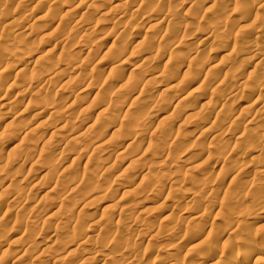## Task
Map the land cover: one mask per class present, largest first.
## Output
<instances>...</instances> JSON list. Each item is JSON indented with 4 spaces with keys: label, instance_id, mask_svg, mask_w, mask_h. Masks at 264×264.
Segmentation results:
<instances>
[{
    "label": "rangeland",
    "instance_id": "374dc122",
    "mask_svg": "<svg viewBox=\"0 0 264 264\" xmlns=\"http://www.w3.org/2000/svg\"><path fill=\"white\" fill-rule=\"evenodd\" d=\"M13 1L14 0L11 1L0 0V8L1 9L4 8V10L0 9V14L2 15L3 18L1 16L0 17L2 19L9 18L6 21L4 20L5 21L3 23L4 25L2 24L0 26V53L2 52V54H0L1 55L0 80L3 79L6 82L8 81L7 82L8 84L11 82L16 85L18 79L21 78V76H25L23 78L25 79L28 78L30 75L32 76V74L33 75L39 74L42 71V68H43L42 72H44L45 74L47 73L46 75L49 74L48 73L49 71L50 73H52L53 71L56 70L60 72V74L61 72L62 74H66L69 71L67 70V62L70 61L68 60L70 59L69 57H72L71 58L72 60L74 59L78 61L80 65L78 64L75 69L80 71L81 74L79 75L80 77H82L84 74L83 76L84 79L80 78L79 76H75L76 79L73 78V81H70V83H68L67 85L61 83L59 84V82L55 84L56 82L53 81L52 84L54 82L55 83L51 86L50 85L48 86L49 83L46 84L45 82L44 85H41L40 87L41 89H39L40 91L38 90L35 94H30L29 92H23L21 94L17 92L16 89L13 88V86H10V88L12 87L13 89L11 88L10 90V88H8L7 93L5 95H0V104H1L0 129H2L0 130V151L3 152L6 151V153L8 154L6 155L7 157L6 156L2 157L3 161L1 160L0 157V160L2 161V162L0 161V165L3 166V168L0 169V182L4 181L3 183L2 182L0 183L1 185L3 184L0 189V193L4 192L2 193L3 195L0 194L1 195L0 203L2 206V207L0 206L1 207L0 208V217H1L0 248L2 249L4 246H6V244L7 245L10 244L11 246L18 245V247L22 249L20 250L19 255H17L18 257L17 260L18 259H22V260H18V262L17 261L15 262L16 260L15 258L12 260L6 259V261L0 260L3 261L2 264H15L21 261H23L21 262L22 264H115V263L138 264L140 258L144 262H146L145 264H194L199 262L201 263V261L203 262V264H211V263L232 264L241 257V254L243 255L245 252H247L250 249L256 250V253L258 252V249L259 250L261 249L262 251L259 252L262 253H259V255L257 256L258 258L257 260H254L253 262L250 261L249 264H264V232H263L264 229H262L264 228V220H261V218L264 217V204H263L264 203V157H263L264 156V124H263L264 123V91L262 93L263 96L258 95L260 89L264 90V55H261V57L258 59L257 58L254 59L252 63L248 64L247 66L246 65L241 66L240 64L239 66H237L238 62L235 60L237 59L236 57L238 56V54L242 52V50L248 49L250 46L253 47L257 46L261 49L259 54L264 53V30L261 28V22H263L264 20V0H233L232 2L233 3L235 2L233 6H231L232 5L231 1L230 2L228 1L229 4L228 6L226 2L227 0H222V2L223 1L226 2V3L223 2L224 5L223 6L221 5L222 4L220 2L221 0H216V2L214 0L212 4L208 5L209 6L208 8L211 9L212 13L213 12L215 13L217 10L221 11L220 6L224 8L228 6L226 8V11L228 10L229 12V14L227 13L225 15L226 12L224 11L223 16H221L222 14H220V12L219 13L216 12L218 14V16L216 15V17H215L216 13L214 15L210 14L211 11L209 9L207 10V12L208 11L210 12L206 13V11H204V14L201 13L203 12L202 9L201 10L196 9L198 8L196 5L199 4L198 2L199 0H191L190 5L188 4L185 6L186 8L183 5V9L181 8L182 11H179L181 10L179 7L180 4L176 5L178 6L177 8L176 7L173 8V6L175 5L172 6V4L174 3L171 0H160V1L137 0L135 4L136 6H133V10L134 9L135 10L134 11L132 10L133 13L130 14L132 16L129 15V17L131 18L120 23V27H118L119 28L118 30H123L125 25V27H127L128 29L127 30L128 33L125 30V34H124L125 36L123 35L124 37L122 38H117L118 37L117 34L113 33L114 30L112 31L111 28L112 26L110 25L112 21H110L111 20L110 18L114 16V14H116L115 12L118 9L116 8V6L119 7L121 3L122 6L125 3V0H111V1L87 0V2L85 0L84 4L86 3L85 4L86 6H83L84 5L83 4L80 7H77L78 2L76 0H74L73 2L72 1L68 2L69 4L64 2L65 0H56L55 2L51 1V3L49 2V3H41V4L39 3L41 2L39 0H31L32 3H30V5L33 8L27 7L28 9L25 8L24 11H22L23 10L21 8L22 6L18 5L16 0L14 2ZM107 1L108 3H106ZM193 1L195 4L192 3ZM37 2L38 5L36 6ZM140 3L144 6H148L149 10L154 11L156 9L157 11L155 10V12L153 11L151 12L153 14L150 13L151 16L153 17L154 15V17L156 18L160 16L164 18V20L166 18L165 20L166 25L168 24V26L170 25L171 27L162 26L159 29H153L154 31L152 29H149L147 25L148 20H146L147 18L139 17L140 11L136 9L138 5H141ZM146 3L148 4L146 5ZM170 3L172 4L170 5ZM253 3L254 5L256 4L255 5L256 10L254 9V14H255L254 18L249 19L250 22L247 20L249 23L244 21L243 25L240 24L239 27H236L234 22L238 21L241 18V16H239L240 14L237 15V13L242 12L243 8H245L246 5H250ZM192 4L195 5V7L192 6L194 7V9L193 8L192 9L195 12V15L193 14L194 12L191 9ZM74 5L76 6V8ZM240 5L243 8H241ZM34 6L36 7V9ZM97 6L107 9V11L109 9L110 10L106 15L98 18V16L96 15L94 16V14L92 15L93 9H95ZM157 6L159 7V9ZM169 6L172 7L173 10L172 8L169 9L170 8ZM187 6H189V8ZM210 6L212 8H210ZM216 6H217V10H216ZM8 8L12 9L10 16H9L10 12L8 11ZM13 8L15 10L17 9V12L14 11ZM53 8L56 9L58 12L63 11L66 12L65 14L67 15L69 14V15L68 16L66 15L67 18L65 16L64 19L60 20L61 22L55 21L54 24L55 25L59 24V25H58V29L54 30L53 36L51 35L52 36L51 37L50 35L49 36L45 35V33L48 34V31L41 32L40 29L42 25V20H45L47 17L46 12H48L49 9L51 11ZM19 9L21 12H18ZM5 10L7 11L8 14L3 12ZM189 10L192 12H190ZM164 11L165 12L167 11V14H165ZM173 11L174 12L176 11L175 14L177 13L178 14L175 15ZM233 11H236V14ZM135 12L137 13L135 14ZM170 13L172 15V18ZM162 14L164 17L162 16ZM43 16H45V18H43ZM69 16H71L72 21L81 18L82 19L86 18L85 20L88 19L87 24L92 27V28L90 27L91 28L90 31L92 32V34L89 35V39L88 41H86V45H85L86 48L83 45L82 46L84 48L81 47V44H79L80 42L84 43L83 42L84 39L81 38L83 37L84 32H82L80 29H76L74 26L72 27V25L67 22ZM89 16H93V18L91 17V19H89L90 18ZM168 16L169 18H167ZM220 17L223 18L220 19ZM234 17H235V21L232 20V22L234 23L233 24L230 19H234ZM236 18L238 19L236 20ZM97 20H99L100 23ZM167 20L171 21V22L168 21L170 24L167 22ZM8 21L14 24L18 22L17 23L18 25L16 27L12 26L9 28L8 26H6L7 24L6 22ZM63 21L65 22L64 24ZM222 21L224 22V25ZM220 23L222 24V26ZM172 24L175 25L173 26ZM186 24L188 27L186 26ZM121 25L123 26L122 28ZM2 26H5V28H2ZM23 26L26 28H24ZM232 26H235V29L231 31V29L234 28ZM251 26L254 27L252 28ZM228 27L231 28L229 29ZM240 27L242 28V30L246 28L245 29L246 31L245 30L242 31ZM258 27L261 28L260 30L262 31H260ZM166 28L167 30H165ZM18 30L21 31V33L26 32L25 34H23L22 41L21 38L20 39L18 37L14 38V36H16L15 32H18ZM23 30L24 32H22ZM229 30L231 32H229ZM165 32L166 33L169 32V33L166 35L164 34L163 36V33ZM172 33L173 35L175 33L174 37L176 36L177 37L174 38ZM58 34L62 36V37L60 36L61 38H65V36H67L69 38L68 44L70 45L71 43V45L70 46L67 45V47L57 45L55 43L56 42L55 40L56 39L59 40L60 37ZM99 34L100 36L106 35L108 37L107 39L106 38L100 39L98 38L100 37ZM156 35H159L157 36L159 40L156 37ZM205 35H207L206 42L204 41L202 44L199 43L201 42V39H203L204 38L203 36ZM41 36H43L44 38ZM56 36L59 38H57ZM113 37H115L116 40ZM225 41L228 42V49L229 51H231L232 56L235 57V58L234 57L231 58L232 60L230 66L223 68L222 70L215 69L214 70L215 73L212 72L213 69L211 71L212 73L210 72V70H208V72H205L204 74L205 82L200 83L199 82L200 80H194V82L192 83L190 81L192 78L191 76H193V74L197 72V68L203 66V64L206 62H207L206 64L208 65L212 63L213 60H216L215 62L218 61L217 60L218 58L212 55L211 52H215L216 49L218 51L219 47ZM15 42H17V44ZM148 42H150V45ZM259 42L262 44H260ZM146 43L148 44V46L146 45ZM232 44L234 47L232 46ZM245 46H247L248 48ZM147 47H152V49L151 48L149 49ZM194 47L195 49L197 48L198 51L197 50L194 51ZM11 49H13V51L21 50L20 51L21 55L19 54V56L15 58L16 60L13 62L14 64L10 63L11 64L10 65L7 62L2 61V57H3V52L4 54H6L7 52L12 51ZM88 49L91 50V53L89 52L90 50ZM146 49L147 50L149 49L150 51L149 50L147 51ZM143 50L146 51L145 53L147 52L148 53L145 54L144 52H142ZM156 50L157 52L162 54V57L159 59H158L159 55L155 53ZM188 50L191 51V53L196 52L195 55L196 56L199 55L198 59L195 56H193L195 59L191 57L189 59L190 61L188 60L184 62L185 65L183 64L184 66L181 69V73L173 74L174 69L172 66L173 65L172 58L176 56L178 57V55L181 54L183 55L184 53L188 52ZM100 53L102 55H100ZM93 54L94 55L96 54L95 57ZM85 56H88L87 58L89 61V65L88 63L84 62L83 57ZM145 57H150L151 59L149 58L150 60L144 61L143 59ZM177 57L174 59V62L177 59ZM112 58L117 60L119 63L116 62V64H114L113 62L112 64L113 66L111 67L108 64L105 65L107 61L109 62ZM98 59H100V61H98ZM82 60L83 62H81ZM258 60H260L259 62L261 64L258 62ZM96 61L97 63L98 62L100 63L97 64ZM4 62L7 63L6 66ZM234 62L237 64L235 65ZM255 62L256 64H254ZM257 62L259 64H257ZM254 65H257V67L256 66L254 67ZM106 67L112 69L111 71H109L110 74L106 75L108 69ZM44 69L48 71L45 72ZM101 69H105L104 71L105 75L103 74L104 78L105 77L110 78L107 80V83L109 81L108 86L113 80L117 78V76H119L120 73L126 74L130 70L134 72L133 75L136 77L139 76L138 74L141 75L143 73V75L146 74V76L154 75L155 77H157L156 78L157 80L152 79L151 81V79L148 78L149 80L146 81L147 83L144 82L142 84L143 86L140 85L138 86V88L137 87L134 88L135 90H132V87L130 85H125L124 83H123L124 85L118 88L114 87L115 85L113 84L112 87H110L112 88L110 89V91L107 85L106 86L99 85L98 87L93 88L94 80L92 78L95 76L97 70L99 71ZM40 74L43 75V73ZM179 74H183V75H179ZM88 76L90 78L87 84V82L85 83V81L87 80ZM207 76L212 80L211 79L208 80ZM132 80L131 82L133 83ZM222 80H224V82ZM153 81L156 82L158 81L157 83L159 85L156 82L154 83ZM208 81L211 84L208 83ZM15 85L14 87H16ZM59 85L62 87L61 89ZM53 86L54 87L56 86L55 87L56 89L55 88L53 89ZM125 86L128 87L130 86L129 88L131 89L128 88L126 89ZM42 87L43 89L46 87L45 88L46 90L44 89L42 91ZM67 87H71L73 91H75L73 92L74 95L72 94L70 98V101L73 103L72 105H70L71 107L68 106L67 107L68 109H66L67 111L66 113L69 115H67L65 112L62 111L60 112V114L62 113V115L60 116L59 112H57V115L56 113L54 114L56 115V117L53 115L54 117L51 118L52 119L51 122L53 123L54 121L56 122L57 120H59V122L60 121L68 122L71 119L69 121V125H70L69 129L72 130V133L75 130V133L79 132V135L82 134L81 136L76 137L75 140H67V135L68 133H70L68 132L69 130H67V132L66 130H61L52 133L51 130L49 131V128L48 129L46 128L49 127V125H46L45 123L40 124L41 122L34 123L35 121H32L30 119L31 116L30 112L36 106L41 107L42 104L43 106L48 105L50 99H52L51 102H54V104L55 103L58 104V99L65 93L64 89H66V91L68 90ZM47 88L48 90L49 89L52 90L48 91ZM156 88H159L158 90H160L159 91L160 93H158V95L152 99L146 98L147 94L152 93L153 92L152 89H156ZM102 90L103 91L105 90L103 93L105 94L106 92V96L107 94H109L107 96L108 98L101 93ZM230 91H238L239 94H236V96L235 94L230 96L231 95L229 94ZM25 93L27 95H25ZM94 95H96V98L93 101L92 98ZM100 95L106 97V99L103 98V100H105V102L107 100L108 105H106L107 103L105 104L103 103L102 109L99 110L102 112V110L105 108L102 113H100L99 111L92 110L91 113L88 114L89 116L85 120V123H83L84 117L81 116H84V113L82 114V112L81 113L78 112L77 106H80L82 101L83 103L85 101H86L85 103H87L88 101V103H90L91 105L95 104L96 101L98 104L100 102V99L97 98L102 97ZM228 95L229 98L226 99ZM14 97L16 98L14 99ZM48 97L50 99H48ZM56 97L59 98L56 99ZM223 97L226 98L223 99ZM54 98L55 101H53ZM256 98L257 99L259 98L258 100L260 101L257 100L258 102L255 101L254 104L253 101L256 100ZM144 100L145 102L143 105L142 102ZM200 101L201 102L204 101L207 103V107L203 109L204 111H202V109L199 110L197 104H199ZM251 103H253V105ZM54 104L50 105V107L54 108V106L57 105ZM254 105L256 106L254 107ZM10 107L11 109H9ZM212 107H214L215 109L213 108L212 110H210ZM29 108L31 109L28 110ZM116 108L117 109L119 108V110L121 111V113H119L118 115L116 114L114 115L113 113V111H115ZM173 109L175 110V113L177 112L178 114L176 113L175 117L171 120H168V122L167 121L164 123L159 122V125H157V122L155 121L158 119V116L161 114V112H164L166 110L171 111ZM69 110L71 112L75 111V113L74 112L71 113ZM195 110H197L198 112H196ZM4 111L7 112L5 113ZM111 113H113V115ZM77 114H79V116H77ZM6 116L7 117L10 116V118L6 119ZM114 116L115 117L118 116V117L114 118ZM227 117L229 118L227 119ZM77 118L80 119L78 120ZM120 118L121 120L123 119L125 121L128 118L129 119L127 122L122 120L121 123ZM132 118L135 119V121L132 120ZM225 118L227 120H225ZM151 119H153V121H151ZM8 121L9 123L6 124L5 122ZM141 122L142 124H140ZM2 123L4 124L2 125ZM238 123L239 125H237ZM120 124H123L125 126L122 125L123 126L122 128L120 127L121 126ZM5 125H8L7 126L8 128ZM111 125L114 128L117 126L116 129L119 128L118 134L120 135L119 136L116 135L114 138L115 140L109 139L107 141V142L111 141L113 144L111 142L109 144L106 143V145L105 143L104 144L102 143L101 146L102 148L99 147L100 149L98 151L95 150L96 151L95 152L93 148L95 147L96 140L94 139L93 141V138H96L97 136L96 133L100 134V129L103 130L102 126L109 127ZM35 126L38 129L35 128ZM172 126H174V128ZM20 127L21 128L26 127L24 128L26 130L28 128L27 131L28 135H26L27 133L24 134L23 138L22 135L19 132H17V130H19ZM10 128L13 129L16 128V129L13 130ZM163 129H166L165 133H163ZM15 130H16L15 133L18 134V137L16 138L17 141L16 142L14 141L13 143H9L8 145H6L5 142H7L8 137L12 136L13 134L12 132H14ZM46 130H48L49 132L47 131L48 132L47 133ZM120 130H122L123 133ZM202 130L205 131L203 132ZM169 131L172 134H168ZM50 132L52 133V135ZM94 132L96 135H94ZM254 132L256 134H258L259 132V137L256 138L254 136L255 135ZM6 133L7 135H5ZM9 133L10 135L8 136ZM41 133H43L45 136L43 135L44 138H42V144H43V146L41 145L42 149L39 150L38 148H41V146H38L37 148L34 147L36 146L38 139L40 138L39 137L40 135L38 136V134ZM5 136H8L7 138H5L6 141L4 139ZM124 136L132 137L131 139H133V142L131 143V145L129 144L130 147L129 146L123 147L124 145L122 146L120 144V140H122ZM37 137L38 139H36ZM46 137L48 138V140ZM19 138L23 139L22 143L19 141L20 140ZM25 138L27 139V141ZM61 139L64 141H62ZM24 140L26 142L30 140V142L32 141V143L30 144H28L29 142L25 143ZM35 140H37V142ZM43 140H46L47 143H45V141ZM103 140H102L103 142H106L107 138ZM34 141L36 142L35 144ZM117 142L119 146L118 144H116ZM17 143H19L18 144L19 146L17 145ZM55 143H60L59 146L61 145L64 146L65 144L64 146L65 150H63V153H60V150L54 147L56 145ZM188 143L190 145H188ZM32 144H34L35 146L34 145L32 146ZM110 144L112 145L110 146ZM114 144L117 145V147ZM14 145L18 147L15 146L16 149H14L13 147ZM27 145L32 147L28 148ZM51 145L53 146V148L51 147ZM22 146H23V150L24 149L26 150L28 148L26 152L32 150L36 152L37 157L39 156L38 159L36 160L32 159V161L30 162L27 161L26 159H23L24 158L23 154H25V151L24 152L20 151L22 150L21 148ZM134 146L137 147L135 148ZM66 147H68V150ZM81 149L82 151L80 152L79 150ZM17 150L19 152H17ZM45 150H47L48 154L46 153ZM44 151L47 155L44 153ZM17 153L20 154L21 157ZM15 155L19 156V159L21 158L20 159L21 161H18L19 159ZM14 156L16 157L17 160L13 158ZM41 158L47 161V164L50 165H47L45 161L44 164L46 166L42 164L43 160ZM44 158L47 159L49 158V159L47 160ZM22 160H24V162H22ZM12 161H14L15 162L14 164L16 165H14ZM7 162H9L11 167ZM239 162L242 164H240ZM20 164L22 166H20ZM237 165L242 169L237 168ZM52 168H54V170ZM86 170L87 171L89 170L90 172L89 171L86 172ZM81 172L82 173L86 172L87 175L83 173L84 176H82ZM68 173H69V177L67 178L68 180H70L71 177L73 179L74 175H77L76 177H74L75 180H80L81 178H83L85 180L86 186L91 184L90 187L87 186L86 189L88 190L85 189H84L85 191L83 190L82 198H80L81 201L79 198H77L78 203L76 202V198H74L75 196L74 195L72 196V194L69 195L70 197L68 196V198L70 199L66 197L67 201H65L66 199L64 200L63 199L64 197H61L60 195L61 194L60 190L64 186H67L68 184L67 182H69L67 179H65L68 176ZM11 174L14 176L15 180L11 178L12 177ZM94 175H96V178ZM4 177L6 178L4 179ZM7 177L10 178L11 180L10 179L7 180ZM86 177H89L90 180L91 178L94 177V182H97V184L92 185L93 182L89 183L90 180H88ZM86 179L88 182L86 181ZM12 180H14L18 184H15V182ZM55 181H57L61 185V187ZM239 182L241 185L239 184ZM11 183L14 184V185L12 184L13 187L17 186L18 191L16 188H11L12 187ZM8 185L10 190L16 189V191L11 190L12 191L11 192L10 190L8 191L6 190L7 191L6 192L3 187H8ZM57 185H59V188ZM99 186L101 187V190ZM252 187L254 188V190ZM2 188L4 189V191L1 192ZM90 190H92L93 194L92 192L90 193ZM95 190L98 192H96ZM86 191H88L89 193ZM15 192H17L19 197H21L18 198L17 202L18 201L19 202L17 204L10 203L11 201L9 196L12 193L17 194ZM259 194L262 196H260ZM155 195H158L159 197L154 199ZM2 196L3 198L5 197L3 199V201L5 200L4 204L3 202H1ZM71 198H73L74 200ZM157 199L158 201H156ZM152 200L155 202L153 203V205L155 204L153 206L154 208L149 207L148 202ZM8 201L10 204L7 203ZM67 203H69L70 205H67ZM71 204H73L74 206L73 205L71 206ZM4 205L6 206L4 207ZM32 205H33V209H32ZM60 205H64L65 208ZM42 207H43V211L39 213V211L42 210ZM147 207L151 209H147ZM34 210L36 211L33 212ZM147 210H149V212ZM5 211L9 213L5 214L6 213ZM54 212L56 213L55 214L56 218L58 215H59L58 218L59 217L62 218L63 216L64 222L68 223V224L66 223V226L65 224H63V222L61 226L59 225L60 228L63 229L62 232L58 226L60 222H58V220L55 221V218L52 219L48 217L50 213H54ZM66 212H68L69 214L67 215ZM70 212H72L71 216H70ZM83 212H85L86 214L84 216L85 219H83L85 222H83L84 224L82 223V226L83 229L85 228L84 230H86L84 231L86 233V236H88L91 241L87 244L84 243L83 245L78 246L79 240H80L79 244H81L83 238L81 235V230H79L80 233L77 232L76 230H74L72 233L71 231L72 226L70 224L73 222L74 219L80 217ZM16 213L17 216L20 215L21 218L19 219L18 217L16 218ZM38 213L39 216L41 214V217L38 216ZM34 214L37 217L34 216ZM103 215L104 216L110 215L111 221L105 222L106 221L105 219H101V216ZM24 218H26V220H24ZM33 218H35L36 221L32 223ZM42 218L45 219L41 220ZM28 219L29 220L31 219L30 220L31 222ZM38 219L40 220V222H38L39 221ZM20 221L22 226L17 224ZM229 224L231 225V227L229 226ZM227 225L229 228L226 227ZM26 227H28L27 228L28 230H26ZM197 227H200V229L203 231L201 233H198ZM57 229L60 231L58 232ZM66 230H68L69 232ZM24 231L27 232L25 233ZM30 231L32 232L30 233ZM33 232L40 236L41 235L46 236L47 238H50L52 240L57 239L58 241H61V243H63L64 247L68 246L69 250L71 249L73 250L76 244L79 248H76L74 250V252L71 254V257L67 255L66 252L67 250H65L68 247L64 248L62 251L60 247L56 246V244H53V246L52 244L48 245L47 248L46 247L44 248L46 250L45 252L39 253V250L41 251L44 249L41 248L40 246L37 247L36 246L37 244L31 245V243L34 244L37 243L36 239H34L35 234ZM196 232L197 234H195ZM22 233H23V237H22ZM20 235L21 237H19ZM28 235L30 237L31 236L34 237L32 242L30 240L32 239V237L29 239ZM70 236L71 237L73 236L74 238H72V242L67 244L66 242L67 240L68 242L71 241ZM16 238L18 239L17 242H20L21 244L19 243L16 244L17 243ZM21 238H22L21 241L23 243L19 241ZM68 238H70V240ZM13 240H14V244H13ZM93 241L94 242L99 241V243L96 244L97 245L99 244L100 247L104 246L100 252L101 254H96V255L94 254L93 246L96 244H93L94 243ZM192 244L193 245L199 244L201 247L200 250H193L192 247L190 249V246ZM27 245H31L32 247L30 248H33V250L27 248L28 247ZM51 247H54L53 250L51 249ZM206 247L209 249L210 248L215 249V253L213 254L212 257H210L211 259L210 258L208 259V261L206 259L207 255L205 254H207L206 251H208L209 249L206 250L207 249ZM24 248H25V252H24ZM189 249L191 250L189 251L190 253L188 252ZM28 250H30V252ZM203 251L205 252V254ZM21 253L23 254V256ZM238 253L239 256L237 255ZM20 255L22 257L19 258ZM57 255L62 256L63 257L62 260H60ZM201 255L204 257L202 258ZM259 257L261 258L259 259ZM212 258L214 260H212Z\"/></svg>",
    "mask_w": 264,
    "mask_h": 264
},
{
    "label": "bare ground",
    "instance_id": "6f19581e",
    "mask_svg": "<svg viewBox=\"0 0 264 264\" xmlns=\"http://www.w3.org/2000/svg\"><path fill=\"white\" fill-rule=\"evenodd\" d=\"M11 1V0H10ZM15 1V0H14ZM13 1V2H14ZM39 1H41V2H39ZM38 2L41 4V3H51V1H53V2H55L56 0H39ZM73 2L74 0H65L64 2H66V3H68V2ZM78 3H77V7H80L81 5H83L84 4V2H85V0H76ZM106 1V0H105ZM111 1V0H110ZM155 1V0H154ZM158 1H160V0H158ZM174 4H172V3H170V5L172 4V6L173 5H175V6H173V8L174 7H178V6H176L177 4L179 5V7H180V9L182 8L183 9V5H184V7L186 6V5H190V2H191V0H171ZM170 1V2H171ZM228 1L230 2L231 1V3H232V5L231 6H233V4L235 3H233L232 1L233 0H227L226 2H227V4H228ZM16 2H17V4L18 5H21L20 7L23 9L22 11H24V9L26 8V9H28L29 7L30 8H33L31 5H30V3H32L31 2V0H16ZM34 2V1H33ZM38 2H37V4H36V6L38 5ZM52 2V3H53ZM59 2V1H58ZM86 2H87V0H86ZM136 2H137V0H125V3L121 6V4H120V6L119 7H117L116 6V8H118L117 10H116V14H114V16H112L110 19V21H112L111 22V28H112V31L114 30V32L113 33H116L117 34V38H122V37H124L125 35V30H126V32L128 33V29H127V27H125V25H124V29L123 30H118L119 28L118 27H120V23H122L123 21H125V20H127V19H130L131 17H129V15L131 14V13H133L132 12V10H133V6H136L135 4H136ZM199 2V4H197L196 6L198 7V8H196V9H199V10H203V12H201V13H203L204 14V11H206V13H208V12H210L211 11V9H209L208 7V5H210V4H212L213 2H214V0H199L198 1ZM215 2H216V0H215ZM219 2V1H218ZM221 3V5H223V2H225V1H223L222 2V0L220 1ZM225 2V3H226ZM238 2V1H237ZM241 2V1H240ZM60 3V2H59ZM106 3H108V1L106 2ZM149 3V2H148ZM148 3H146V5L148 4ZM154 3V2H153ZM159 3V2H158ZM192 3H194V1L192 2ZM224 3V4H225ZM245 3V2H244ZM16 4V3H15ZM61 4V3H60ZM59 4V5H60ZM69 4V3H68ZM73 4V3H72ZM86 4V3H85ZM83 5V6H86V5ZM91 4V3H90ZM89 4V5H90ZM141 4V3H140ZM195 4V3H194ZM17 5V6H18ZM76 5V4H75ZM74 5V6H75ZM102 5V4H101ZM116 5V4H115ZM114 5V6H115ZM155 5V4H154ZM153 5V6H154ZM199 5V6H198ZM216 5H218V4H216ZM226 5V4H225ZM242 5V4H241ZM240 5V6H241ZM256 5V4H255ZM255 5H254V3L253 4H250V5H246V7L245 8H243L242 6H241V8H243V11H242V9H241V11L242 12H239V13H237V15L238 14H240L239 16H241V18L238 20V21H236V22H234L235 23V26L236 27H239V25L240 24H242L243 25V23H244V21H246V22H248L249 21V19H252V18H254V9H255ZM10 6V5H9ZM14 6V5H13ZM61 6V5H60ZM73 6V5H72ZM160 6V5H159ZM192 6H194L195 7V5H191V9L193 8L194 9V7H192ZM220 6V5H219ZM219 6H218V8H219ZM224 6V5H223ZM228 6H229V4H228ZM228 6H226V8L228 7ZM259 6V5H258ZM15 7V6H14ZM20 7H18V8H20ZM28 7V8H27ZM35 7V6H34ZM66 7V6H65ZM88 7V6H87ZM91 7V6H90ZM106 7V6H105ZM158 7V6H157ZM170 7V6H169ZM188 8H189V6H187ZM221 8V11L219 10H217V6H216V12H220V14H222L221 16H223L224 14V11L226 12L225 13V15L228 13L229 14V12H228V10L226 11V8H224V7H222V6H220ZM71 8V7H70ZM75 8H76V6H75ZM172 7H170L169 9H171ZM173 8H172V10H173ZM186 8V7H185ZM210 8H212L211 6H210ZM233 8V7H232ZM1 9V8H0ZM14 9V8H13ZM35 9H36V7H35ZM78 9V8H77ZM80 9H82V8H80ZM115 9V8H114ZM137 10H139L140 11V14H139V17H142V18H147L146 20H148L147 21V25H148V28L149 29H159V28H161L162 26H168V24L166 25V22H165V20H166V18H165V20H164V18H162V17H160V18H162V19H160L159 17H154V15H153V17L151 16V14H153V13H151L153 10H149V8H148V6H144V5H138L137 6V8H136ZM158 9H159V7H158ZM179 9V8H178ZM182 9L181 10H179V11H182ZM190 9V10H191ZM193 9H192V11H193ZM210 10V11H208L207 12V10ZM229 9V8H228ZM1 10H4V8L3 9H1ZM7 10V9H6ZM3 11L4 13H7V11ZM39 10V9H38ZM48 10V9H47ZM46 10V11H47ZM110 10V9H109ZM108 10V11H109ZM113 10V9H112ZM135 10V9H134ZM133 10V11H134ZM156 10V9H155ZM155 10L153 11V12H155ZM161 10V9H160ZM175 10V9H174ZM187 10V9H186ZM189 10V11H190ZM230 10V9H229ZM234 10V9H233ZM256 10V9H255ZM8 11L10 12V14H9V16L11 15V11H12V9H10V8H8ZM14 11H16L17 12V9L15 10L14 9ZM27 11V10H26ZM49 11H50V9H49ZM46 12L47 13V17H46V19L45 20H42V25H41V29H40V31L41 32H45V31H48V34L47 33H45V35L47 36H53V33H54V30L55 29H58V25H55L54 23H55V21L57 22V21H60V20H62V19H64L65 18V16L67 15V14H65L66 12H63V11H61V12H58L56 9H52L50 12ZM75 11H77V10H75ZM79 11V10H78ZM108 11H107V9H105V8H102V7H96L95 9H93V13H92V15L94 14V16L96 15V16H98V18L99 17H103L104 15H106L107 13H108ZM157 11V10H156ZM159 11V10H158ZM177 11V10H176ZM176 11L174 12L173 11V13L175 14L176 13ZM188 11V12H189ZM192 11H190V12H192ZM18 12H21L20 11V9H19V11ZM162 12V11H161ZM160 12V13H161ZM165 12V11H164ZM185 12V11H184ZM194 12V11H193ZM198 12V11H197ZM215 12V13H216ZM233 12H235V14H236V11H233ZM237 12H238V10H237ZM2 13V12H1ZM88 13V12H87ZM137 12H135V14H136ZM151 13V14H150ZM172 13V14H173ZM200 13V14H201ZM214 12L212 13V11H211V13L210 14H215ZM8 14V13H7ZM112 14V13H111ZM165 14H167V11L165 12ZM173 14V15H174ZM178 14V13H177ZM177 14H175V15H177ZM191 14V13H190ZM189 14V15H190ZM194 15H195V12L193 13ZM209 14V15H210ZM231 14V13H230ZM69 15V14H68ZM67 15V16H68ZM91 15V14H90ZM170 15H171V13H170ZM198 15V14H197ZM216 15L218 16V14L216 13L215 14V17H216ZM0 16L2 17V15L0 14ZM4 16H5V14H4ZM67 16H66V18H67ZM130 16H132V15H130ZM156 16V15H155ZM162 16H163V14H162ZM191 16V15H190ZM202 16V15H201ZM0 17V26L7 20V19H9V18H6V19H2ZM83 17V16H82ZM90 18L89 19H91V17L93 18V16H89ZM164 17V16H163ZM166 17V16H165ZM228 17H229V15H228ZM227 17V18H228ZM236 17V16H235ZM235 17H234V19H230L231 20V22H232V20H234L235 21ZM11 18V17H10ZM43 18H45V16H43ZM85 18V17H84ZM167 18H169V16L167 17ZM171 18H172V15H171ZM223 18V17H222ZM221 17H220V19H222ZM16 19H18V18H16ZM86 19V18H85ZM85 19H76V20H73L72 21V18H71V16H69V18H68V21L67 20H65V21H67L68 23H70L71 25H72V27L74 26L76 29H80L82 32H84L83 33V37H81V38H83L84 40H83V42L84 43H79V44H81V47H83V46H85L86 45V41H88V39H89V35H91L92 34V32L90 31V29L92 28L90 25H88L87 23H88V19L87 20H85ZM136 19V18H135ZM238 18H236V20H237ZM5 20V21H4ZM96 20V19H95ZM138 20V19H137ZM223 20H225V19H223ZM230 20H228V21H230ZM248 20V21H247ZM91 21V20H90ZM98 22H99V20H97ZM96 21V22H97ZM169 20H167V22H168ZM221 21V20H220ZM219 21V22H220ZM14 22H15V20H14ZM61 22V21H60ZM66 22V23H67ZM97 22V23H98ZM169 22H171V21H169ZM168 22V23H169ZM177 22V21H176ZM223 22V21H222ZM230 22V23H231ZM250 22V21H249ZM248 22V23H249ZM7 23V24H6ZM5 24H6V26H8L9 28L10 27H12V26H14V27H16L18 24V22H16L15 24L14 23H12V22H10V21H8V22H6ZM20 23V22H19ZM59 23V22H58ZM65 22L63 21V24H64ZM100 23V22H99ZM229 23V24H230ZM233 23V22H232ZM233 23V24H234ZM91 24V23H90ZM96 24V23H95ZM170 24V23H169ZM177 24V23H176ZM221 24V23H220ZM228 24V23H227ZM226 24V25H227ZM232 24V25H233ZM247 24V23H246ZM245 24V25H246ZM4 25V24H3ZM25 25V24H24ZM66 25V24H65ZM64 25V26H65ZM97 25V24H96ZM100 25V24H99ZM173 25V24H172ZM175 25V24H174ZM173 25V26H174ZM223 25H224V22H223ZM225 25V26H226ZM248 25V24H247ZM67 26V25H66ZM170 26V25H169ZM168 26V27H169ZM172 26V27H173ZM186 26H187V24H186ZM221 26H222V24H221ZM229 26V25H228ZM235 26H232V27H234L233 29H231V31L232 30H234L235 29ZM259 26V25H258ZM24 27V26H23ZM91 27V28H90ZM123 26L121 25V28H122ZM171 27V26H170ZM188 27V26H187ZM186 27V28H187ZM247 27V26H246ZM249 27V26H248ZM252 28L254 27V26H251ZM256 27H257V25H256ZM2 28H5V26H2ZM7 28V27H6ZM24 28H26V27H24ZM51 28H52V30H51ZM109 28V27H108ZM129 28V27H128ZM176 28V27H175ZM180 28V27H179ZM229 28V27H228ZM231 28V27H230ZM229 28V29H230ZM250 28V27H249ZM259 28V27H258ZM261 28L264 30V20H263V22H261ZM261 28H259V30L261 29ZM18 29H19V27H18ZM66 29H68V28H66ZM74 29V28H73ZM94 29V28H93ZM168 29H170V28H168ZM217 29V28H216ZM239 29V28H238ZM240 29L242 30V28L240 27ZM239 29V30H240ZM246 28H244L243 30H245ZM51 30V31H50ZM102 30V29H101ZM111 30V29H110ZM165 30H167V28L165 29ZM173 30V29H172ZM190 30V29H189ZM242 30V31H243ZM248 30V29H247ZM258 30V31H259ZM57 31V30H56ZM65 31V30H64ZM70 31V30H69ZM93 31V30H92ZM100 31V30H99ZM130 31V30H129ZM154 31V30H153ZM158 31V30H157ZM194 31V30H193ZM208 31V30H207ZM230 30H229V32H231ZM246 31V30H245ZM260 31H262V30H260ZM22 32H24V30L22 31ZM60 32V31H59ZM94 32V31H93ZM109 32V31H108ZM156 32V31H155ZM159 32H160V30H159ZM170 32V31H169ZM169 32H165V33H163V36H164V34L166 35V34H168ZM228 32V33H229ZM16 33V36H14V38L15 37H18L19 39L21 38V41H22V37H23V34H25V33H21V31H19L18 30V32H15ZM34 33V32H33ZM71 33V32H70ZM99 33V32H98ZM126 33V34H127ZM158 33V32H157ZM162 33V32H161ZM171 33V32H170ZM193 33V32H192ZM205 33V32H204ZM210 33V32H209ZM208 33V34H209ZM12 34H14V33H12ZM44 34V33H43ZM115 34V35H116ZM207 34V35H208ZM248 34V33H247ZM263 34V33H262ZM59 35V34H58ZM109 35H110V33H109ZM124 35V36H123ZM172 35H173V33H172ZM189 35V34H188ZM204 35V34H203ZM207 35H205V36H203L202 38L203 39H201V42H199V43H203L204 41L206 42V40H207ZM210 35V34H209ZM226 35V34H225ZM13 36H12V39H13ZM25 36V35H24ZM28 36V35H27ZM45 36V37H46ZM51 36V37H52ZM61 35H59V37H60ZM69 36V35H68ZM99 36H100V34H99ZM157 36H159V35H156V37ZM161 36V35H160ZM175 36V33H174V35H173V37ZM244 36V35H243ZM41 37H43V36H41ZM57 37V36H56ZM59 37H57V38H59ZM62 37V36H61ZM59 38V40H55L56 42V44L57 45H60V46H66L67 47V45H69L68 43H69V38L67 37V36H65V38ZM91 37V36H90ZM107 37L108 36H106V35H102V36H100V37H98V38H100V39H107ZM126 37H127V35H126ZM153 37V36H152ZM155 37V38H156ZM177 37V36H176ZM176 37H174V38H176ZM36 38V37H35ZM44 38V37H43ZM42 38V39H43ZM55 38V37H54ZM114 39H115V37H113ZM112 38V39H113ZM158 38V37H157ZM162 38H165V37H162ZM173 38V39H174ZM11 39V40H12ZM17 39V38H16ZM33 39H34V37H33ZM80 39V38H79ZM79 39H78V41H79ZM154 39V38H153ZM10 40V41H11ZM116 40V39H115ZM151 40V39H150ZM157 40V39H156ZM155 40V41H156ZM158 40H159V38H158ZM160 40H161V38H160ZM14 41H16V40H14ZM14 41H12V42H14ZM112 41H114V40H112ZM124 41V40H123ZM153 41V40H152ZM168 41V40H167ZM71 42V41H70ZM74 42V41H73ZM76 42V41H75ZM163 42V41H162ZM249 42V41H248ZM16 44H17V42H15ZM78 43V42H77ZM108 43V42H107ZM149 43V45H150V42H148ZM260 43V42H259ZM19 44V43H18ZM22 44V43H21ZM52 44V43H51ZM123 44V43H122ZM121 44V45H122ZM166 44V43H165ZM230 44V43H229ZM254 44H256V43H254ZM260 44H262V43H260ZM70 45H71V43H70ZM69 45V46H70ZM76 45V44H75ZM83 45V46H82ZM146 45L148 46V44L146 43ZM253 45V44H252ZM257 45H258V43H257ZM18 46V45H17ZM24 46V45H23ZM80 46V45H79ZM90 46V45H89ZM232 46H233V44H232ZM231 46V47H232ZM243 46V45H242ZM248 46H249V44H248ZM260 46V45H259ZM261 46H263V45H261ZM15 47V46H14ZM62 47V48H63ZM196 47V46H195ZM195 47H194V51H196L197 50V48L195 49ZM234 47V46H233ZM245 47H247V46H245ZM18 48V47H17ZM70 48V47H69ZM80 48V47H79ZM84 48V47H83ZM85 48H86V46H85ZM125 48V47H124ZM147 48H151L152 49V47H147ZM158 48V47H157ZM248 48V47H247ZM262 48V47H261ZM15 49V48H14ZM81 49V48H80ZM123 49V48H122ZM127 49V48H126ZM148 49V50H149ZM234 49V48H233ZM245 49V48H244ZM12 51H9V52H7L6 54H4V52H3V57H2V61H5V62H7L8 64H10V63H13L16 59L15 58H17L18 56H19V54L21 55V53H20V51L18 50V51H16V50H14L13 51V49H11ZM62 50V49H61ZM66 50V49H65ZM69 50V49H68ZM67 50V51H68ZM88 50H90V49H88ZM104 50V49H103ZM145 50V49H144ZM142 51V52H146V51ZM147 50V49H146ZM147 50V51H148ZM154 50V49H153ZM192 50H193V48H192ZM213 50V49H212ZM5 51V50H4ZM77 51V50H76ZM97 51V50H96ZM105 51V50H104ZM109 51V50H108ZM120 51V50H119ZM150 51V50H149ZM159 51V50H158ZM162 51V50H161ZM198 51V50H197ZM260 51H261V49L259 48V47H257V46H250L248 49H245V50H242V52L241 53H239L238 54V56L236 57L237 59H235L237 62H238V64L237 63H235V65L237 64V66H239V64L241 65V66H247L248 64H250V63H252V61L254 60V59H258V58H260L261 57V55H264V53H262V54H259L260 53ZM62 52V51H61ZM80 52V51H79ZM90 53H91V50L89 51ZM239 52V51H238ZM90 53H88V54H90ZM103 53H105V52H103ZM109 53V52H108ZM148 53V52H147ZM147 53H145V54H147ZM155 53L156 54H158L159 55V57H158V59L159 58H161L162 57V54H160L159 52H157V50L155 51ZM208 53V52H207ZM212 53V55H214L215 57H217L216 59L218 60L217 62H215L216 60H213L212 61V63H210V61H209V63L210 64H206V63H204L203 64V66H200L199 68H197V72L196 73H194L193 74V76H191L192 78H191V82L193 83L194 82V80H200L199 82L200 83H203V82H205V80H204V74H205V72H208V70H210V72L212 71V69H213V71L212 72H214V70L215 69H217V70H222L223 68H226V67H229L230 66V64H231V58L232 57H234V56H232V54H231V51H229V49H228V42L227 41H225L220 47H219V49H218V51H217V49H216V51L215 52H211ZM0 54H2V52L0 53ZM61 54V53H60ZM87 54V55H88ZM196 54V52L195 53H191V51H189L188 50V52H186V53H184L183 55L181 54V55H178V57L176 56V54H175V56L177 57V59L175 60V62H174V59L176 58V57H174V58H172L173 60V69H174V72H173V74H175V73H181V69H182V67L185 65V61H188L191 57L192 58H194L193 56H195L197 59H198V56L199 55H195ZM59 55V54H58ZM62 55V54H61ZM83 55V54H82ZM94 55V54H93ZM96 55V54H95ZM95 55H94V57H95ZM100 55H102L101 53H100ZM1 56V55H0ZM91 56V55H90ZM105 56V55H104ZM155 56V55H154ZM153 56V57H154ZM63 57H64V55H63ZM88 56H85V57H83V59H84V62L85 63H88V65H89V61H88V58H87ZM153 57H152V59H153ZM157 57V56H156ZM205 57V56H204ZM207 57V56H206ZM66 58V57H65ZM70 59H68V60H70V61H68L67 62V70H69L68 71V73H66V74H62V72H61V74H60V72H58L57 70V72L56 71H53L52 73H50V71L48 72L49 74L48 75H46L44 72H42L43 71V68H42V71L40 72V73H43V75L42 74H36V75H33L32 74V76L30 75L28 78H25V79H23L25 76H21V78H19L18 79V84L16 83V85L15 84H13V83H7L5 80H0V95H5L6 93H7V89L8 88H10V86H13V88L14 89H16V91L17 92H19V93H23V92H29L30 94H35L39 89H41L40 87H41V85H44V83L46 82V84L47 83H49L48 84V86L50 85H53L55 82V84H57L58 82H59V84L61 83V84H68V83H70V81H73V78H75V76H79V75H81L80 74V71L79 70H76L75 68H76V66L79 64L78 63V61H76V60H72L71 58L72 57H69ZM117 58V57H116ZM150 57H145L143 60L144 61H146V60H150L149 59ZM235 58V57H234ZM155 59V58H154ZM157 59V58H156ZM195 59V58H194ZM193 59V60H194ZM203 59V58H202ZM63 60V59H62ZM66 60V59H65ZM103 60V59H102ZM110 60V59H109ZM192 60V61H193ZM209 60V59H208ZM260 60H262V59H260ZM260 60H258V62L260 61ZM64 61V60H63ZM98 61H100V59H98ZM128 61V60H127ZM142 61V60H141ZM171 61V62H172ZM190 61V60H189ZM197 61V60H196ZM195 61V62H196ZM200 61V60H199ZM256 61V60H255ZM4 62V63H5ZM81 62H83V60L81 61ZM113 62H114V64H116V62H118L117 60H115L114 58H112L109 62L107 61V63L105 64V62H104V64L105 65H109L110 67L111 66H113L112 64H113ZM136 62V61H135ZM152 62H154V61H152ZM151 62V63H152ZM233 62V61H232ZM257 62V64H259ZM7 63H5V66H6V64ZM84 63V64H85ZM96 63H97V61H96ZM100 62H98L97 64H99ZM119 63V62H118ZM197 63V62H196ZM1 64V63H0ZM14 64V63H13ZM29 64V63H28ZM36 64V63H35ZM83 64V63H82ZM97 64H95V65H97ZM130 64V63H129ZM170 64V63H169ZM184 64V65H183ZM187 64V63H186ZM254 64H256V62L254 63ZM261 64V63H260ZM11 65V64H10ZM65 65V64H64ZM63 65V66H64ZM80 65V64H79ZM91 65V64H90ZM94 65V64H93ZM104 65V66H105ZM120 65V64H119ZM148 65V64H147ZM196 65H198V64H196ZM195 65V66H196ZM200 65V64H199ZM207 65V66H206ZM54 66H56V65H54ZM53 66V67H54ZM98 66H100V65H98ZM103 66V65H102ZM116 66V65H115ZM118 66V65H117ZM121 66V65H120ZM140 66V65H139ZM257 67V65H254V67ZM259 66V65H258ZM33 67H35V66H33ZM83 67V66H82ZM249 67V66H248ZM260 67V66H259ZM81 68V67H80ZM106 68H108V67H106ZM121 68V67H120ZM119 68V69H120ZM196 68V67H195ZM243 68V67H242ZM16 69V68H15ZM37 69V68H36ZM41 69V68H40ZM53 69V68H52ZM61 69V68H60ZM66 69V68H65ZM65 69H64V72H65ZM95 69V68H94ZM186 69V68H185ZM228 69V68H227ZM255 69V68H254ZM45 70V69H44ZM51 70V69H50ZM84 70V69H83ZM112 69L110 68H108L107 69V73H106V75L107 74H110L109 73V71H111ZM163 70V69H162ZM196 70V69H195ZM2 71V70H1ZM48 70H45V72H47ZM52 71V70H51ZM82 71V70H81ZM104 71H105V69H101V70H97V72L95 73V76L92 78L93 80H94V87L93 88H95V87H98L99 85L100 86H106L107 85V87H109L108 89H109V91H110V89H112V88H110V87H112V85L114 84L115 86L114 87H120V86H122V85H130L131 87H132V90H135L134 88H138V86H140V85H142L144 82H146V81H148L149 79H151V81H152V79H154V80H157L156 78L157 77H155L154 75L153 76H146V74L145 75H143V73L140 75V74H138L139 76H134L133 75V73L134 72H132L131 70L130 71H128L126 74H124V73H120L119 74V76H117V78L115 79V80H113L110 84H109V86H108V83H109V81H108V83H107V80L108 79H110V78H107V77H105L104 78V76H103V74H104ZM118 71V70H117ZM187 71V70H186ZM226 71V70H225ZM83 72V71H82ZM163 72V71H162ZM211 72V73H212ZM18 73V72H17ZM215 73V72H214ZM217 73V72H216ZM16 74V73H15ZM31 74V73H30ZM160 74V73H159ZM7 75V74H6ZM105 75V74H104ZM118 75V74H117ZM133 75V76H132ZM148 75V74H147ZM149 75H151V74H149ZM163 75V74H162ZM179 75H183V74H179ZM227 75V74H226ZM83 76H84V74H83ZM83 76L82 77H80V78H83ZM112 76V75H111ZM208 76H210V75H208ZM207 76V77H208ZM19 77H20V75H19ZM113 77V78H114ZM133 77H134V79H133ZM165 77V76H164ZM176 77H177V75H176ZM206 77V76H205ZM214 77H216V76H214ZM3 78V77H2ZM89 76L87 77V80L85 81V83L87 82V84H88V81H89ZM95 78V79H94ZM104 78V79H103ZM112 78V79H113ZM149 78V79H148ZM175 78V77H174ZM182 78V77H181ZM0 79H1V76H0ZM28 79V80H27ZM76 79V78H75ZM78 79V78H77ZM84 79V78H83ZM103 79V80H102ZM133 81V83L131 82V80ZM178 79V78H177ZM209 79H211V78H209L208 77V80ZM219 79V78H218ZM17 80V79H16ZM80 80V79H79ZM82 80V79H81ZM101 80H102V82H101ZM175 80V79H174ZM212 80V79H211ZM10 81V80H9ZM53 81H55L53 84H52V82ZM83 81V80H82ZM172 81V80H171ZM223 82H224V80H222ZM101 82V83H100ZM131 82V83H130ZM154 83L156 82V81H153ZM158 82V81H157ZM156 82V83H157ZM253 82V81H252ZM92 83V84H93ZM124 83V84H123ZM147 83V82H146ZM149 83H151V82H149ZM148 83V84H149ZM153 83V84H154ZM208 83H210L209 81H208ZM132 84V85H131ZM148 84H147V86H148ZM158 84V83H157ZM211 84V83H210ZM215 84V83H214ZM232 84V83H231ZM14 85L16 86V87H14ZM159 85V84H158ZM158 85H156V86H158ZM209 85V84H208ZM47 86V85H46ZM47 86V87H48ZM57 86V85H56ZM55 86V87H56ZM60 86V85H59ZM65 86V85H64ZM74 86V85H73ZM89 86V85H88ZM129 86V87H130ZM143 86V85H142ZM152 86V85H151ZM155 86V87H156ZM216 86V85H215ZM44 87V86H43ZM43 87H42V91L46 88H44L43 89ZM54 86H53V89L55 88ZM66 87V86H65ZM71 87H72V85H71ZM71 87H67L68 88V90L66 91V89H64V94L59 98V97H56V99L57 98H59L58 99V104L57 103H55L54 104V102H51V100L52 99H50L49 97H48V99H50V102H48V105H44L43 106V104L41 105V107H38V106H36L34 109H32V111L30 112V119L32 120V121H35L34 123H40V124H46V125H49V127H46L47 129L49 128V131L51 130V132L53 133H55L56 131H61V130H66V132H67V130H69L68 132H70V133H68V135H67V140H75L76 139V137H78V136H81V135H79V132L78 133H75V130H74V132L72 133V130L71 129H69V127H70V125H69V121L71 120H69L68 122H66V121H60L59 122V120H57L55 123L53 122H51V118H53L54 116L56 117V115H57V112H59V114H60V112H67L66 111V109H68L67 107L68 106H70V105H72V103L73 102H71L70 101V98H71V95L73 94V92H75V91H73V89L71 88ZM106 87V88H107ZM128 86H125V88L127 89H131V88H129ZM150 87V86H149ZM154 87V86H153ZM174 87V86H173ZM235 87V86H234ZM12 88V87H11ZM11 88H10V90H11ZM12 88V89H13ZM49 88V87H48ZM48 88H47V90H48ZM52 88V87H51ZM62 87L60 86V89H61ZM70 88V89H69ZM103 88V87H102ZM152 88V87H151ZM56 89V88H55ZM159 88H156V89H152L153 90V92L152 93H149V94H147V96H146V98H148V99H152V98H154V97H156L157 95H158V93H160L159 91L160 90H158ZM46 90V89H45ZM49 90H52V89H49ZM48 90V91H49ZM57 90H58V88H57ZM63 90V89H62ZM165 90V89H164ZM163 90V91H164ZM40 91V90H39ZM47 91V92H48ZM56 91V90H55ZM80 91V90H79ZM98 91V90H97ZM105 91V90H104ZM103 90H102V94L104 95V96H106V92H105V94L103 93L104 92ZM193 91V90H192ZM263 91L264 90H262V89H260L259 90V92H258V95H262V93H263ZM47 92H45V93H47ZM57 92V91H56ZM60 92V91H59ZM229 92V91H228ZM39 93V92H38ZM44 93V92H43ZM49 93V92H48ZM108 93V92H107ZM206 93V92H205ZM214 93V92H213ZM225 93V92H224ZM57 94H59V93H57ZM95 94H97V93H95ZM143 94H145V93H143ZM229 94H231L230 96H232V95H234L235 94V96H236V94H239V92L238 91H230V93ZM25 95H27L26 93H25ZM41 95H42V93H41ZM45 95V94H44ZM55 95V94H54ZM74 95V94H73ZM78 95V94H77ZM109 94H107V96H108ZM51 96V95H50ZM58 96V95H57ZM91 96V95H90ZM99 96V95H98ZM97 96V97H98ZM100 96H102V95H100ZM104 96H102V97H99V98H97V99H100V102L97 104V102L95 101V104H93V105H91L90 103H88V101H87V103H83V101H82V103L80 104V103H78V104H80V106H77V111L78 112H82V114L84 113V116H81V117H84V120H83V123H85V120L87 119V117L89 116L88 114L89 113H91V111L93 110V111H99V110H101L102 109V106H103V103L105 104V103H107V100H106V102H105V100H103V98L104 99H106V97H104ZM211 96V95H210ZM263 96V95H262ZM55 97V96H54ZM84 97V96H83ZM186 97V96H185ZM227 97V96H226ZM226 97H223V99L224 98H226ZM249 97V96H248ZM16 97H14V99H15ZM52 98V97H51ZM95 98H96V95H94L93 96V98H92V100L94 101L95 100ZM108 98V97H107ZM211 98V97H210ZM222 98V97H221ZM229 98V95H228V97L226 98V99H228ZM231 98V97H230ZM242 98V97H241ZM79 99V98H78ZM214 99V98H213ZM259 99V98H258ZM257 98H256V100H254L253 102H254V104H255V101H257L258 100ZM53 101H55V98H54V100ZM92 101V102H93ZM119 101V100H118ZM224 101V100H223ZM258 101H260V100H258ZM257 101V102H258ZM45 102V101H44ZM144 102H145V100L142 102L143 103V105H144ZM256 102V103H257ZM32 103V102H31ZM35 103V102H34ZM199 103V102H198ZM232 103V102H231ZM58 105V107H57V105L56 106H54V108H52V107H50V105ZM77 104V105H78ZM97 104V105H96ZM177 104V103H176ZM176 104H175V106H176ZM223 104V103H222ZM252 105H253V103H251ZM1 105V104H0ZM23 105V104H22ZM106 105H108V103L106 104ZM110 105V104H109ZM145 105H147V104H145ZM198 105V107H199V110L200 109H202V111H204L203 109L204 108H206L207 107V103L206 102H204V101H200V103L199 104H197ZM226 105V104H225ZM251 105V106H252ZM10 106V105H9ZM43 106V107H42ZM73 106H74V104H73ZM223 106V105H222ZM256 105H254V107H255ZM29 107V106H28ZM31 107V106H30ZM71 107V106H70ZM110 107V106H109ZM174 107V106H173ZM197 107V108H198ZM226 107V106H225ZM196 108V109H197ZM214 107H212L210 110H212ZM224 108V107H223ZM9 109H11V107L9 108ZM31 108H29L28 110H30ZM73 109V108H72ZM105 109V108H104ZM104 109L102 110V112L104 111ZM215 109V108H214ZM222 109V108H221ZM242 109V108H241ZM250 109V108H249ZM71 110V109H70ZM69 110V111H70ZM108 110V109H107ZM110 110V109H109ZM246 110V109H245ZM73 111V110H72ZM120 110H119V108L117 109L116 108V110L115 111H113V113H114V115L116 114V115H118L119 113H121V111L119 112ZM182 111V110H181ZM196 112H198L197 110H195ZM202 111H200V112H202ZM214 111H216V110H214ZM220 111V110H219ZM223 111V110H222ZM5 113L7 112V111H4ZM71 112V111H70ZM74 113H75V111H73ZM73 112H71V113H73ZM100 113H102L101 111H99ZM109 112V111H108ZM111 112V111H110ZM218 112V111H217ZM225 112V111H224ZM224 112H222V113H224ZM56 113V115H54ZM113 113H111L112 115H113ZM177 113V112H176ZM176 113H175V110L173 109V110H171V111H168V110H166V111H164V112H161V114L158 116V119L155 121V122H157V125H159V122L160 123H164V122H168V120H171V119H173L174 117H175V115H176ZM209 113V112H208ZM219 113V112H218ZM217 113V114H218ZM58 114V115H59ZM64 114V113H63ZM67 114V113H66ZM178 114V113H177ZM215 114V113H214ZM54 115V116H53ZM62 115V113L60 114V116ZM67 115H69V114H67ZM74 115V114H73ZM100 115V114H99ZM157 115V114H156ZM77 116H79V114H77ZM151 116V115H150ZM219 116V115H218ZM257 116V115H256ZM64 117V116H63ZM116 117H118V116H116ZM115 116H114V118H116ZM127 117V116H126ZM125 117V118H126ZM222 117H223V115H222ZM8 118H10V116H6V119H8ZM209 118V117H208ZM212 118V117H211ZM229 117H227V119H228ZM231 118V117H230ZM3 119V118H2ZM55 119V118H54ZM74 119V118H73ZM78 119V118H77ZM80 119V118H79ZM78 119V120H79ZM129 119V118H128ZM128 119L125 121V120H123V121H125V122H127L128 121ZM204 119V118H203ZM202 119V120H203ZM221 119V118H220ZM226 118H225V120H227ZM61 120V119H60ZM122 120H121V118H120V121H121V123H122ZM130 120H131V118H130ZM129 120V121H130ZM132 120H134L135 121V119H133L132 118ZM138 120V119H137ZM230 120V119H229ZM233 120V119H232ZM3 121V120H2ZM4 121H7V120H4ZM52 123H50V122ZM91 121V120H90ZM117 121V120H116ZM151 121H153V119H151ZM173 121H176V120H173ZM201 121V120H200ZM204 121V120H203ZM222 121V120H221ZM236 121V120H235ZM1 122V121H0ZM88 122V121H87ZM6 124H8L9 123V121L8 122H5ZM10 123H11V120H10ZM120 123V122H119ZM154 123V122H153ZM206 123V122H205ZM213 123V122H212ZM221 123V122H220ZM230 123V122H229ZM4 123H2V125H3ZM125 124V123H124ZM140 124H142V122L140 123ZM149 124V123H148ZM151 124V123H150ZM264 124V123H263ZM37 125V124H36ZM121 126L120 127H122L123 128V126H125V125H123V124H120ZM123 125V126H122ZM129 125H130V123H129ZM230 125V124H229ZM237 125H239V123L237 124ZM6 127L8 126V125H5ZM43 126V125H42ZM42 126H40V127H42ZM151 126V125H150ZM169 126V125H168ZM263 126V125H262ZM4 127V126H3ZM32 127H34V126H32ZM103 127V130L102 129H100V134L99 133H96L97 134V136H96V138H93V141H94V139L96 140V142H95V147L93 148V150L95 151H98L100 148L99 147H101L102 146V143L104 144L105 143V145H106V143H110L111 141H109V142H107L109 139H114L115 138V136L116 135H120V134H118V129H116V127L114 128V127H112V125L111 126H109V127H107V126H102ZM119 127V126H118ZM127 127H129V126H127ZM126 127V128H127ZM173 128H174V126H172ZM259 127V126H258ZM8 128V127H7ZM16 128H18V127H16ZM16 128H14V129H16ZM24 128H26V127H24ZM24 128H19V130H17V132H19L21 135H22V138H23V135L24 134H26L27 133V131H28V128H27V130L26 129H24ZM35 128H37L36 126H35ZM44 128V127H43ZM45 128V129H46ZM169 128V127H168ZM6 129V128H5ZM10 129H13V128H10ZM13 129V130H14ZM38 129V128H37ZM93 129V128H92ZM140 129H142V128H140ZM263 129V128H262ZM0 130H2V129H0ZM89 130H91V129H89ZM101 130H102V132H101ZM165 130L166 129H163V133H165ZM169 130V129H168ZM207 130V129H206ZM241 130V129H240ZM48 130H46V132H47ZM48 131V132H49ZM79 131V130H78ZM93 131V130H92ZM121 132H122V130H120ZM171 131V130H170ZM170 131H169V133L168 134H172V133H170ZM196 131V130H195ZM203 132L205 131V130H202ZM244 131V130H243ZM251 131V130H250ZM254 131V130H253ZM258 131V130H257ZM9 132V131H8ZM12 132V131H11ZM16 132V130L14 131V132H12L13 134H12V136H10V137H8L9 135H10V133L8 134V136H5L4 137V139L5 138H7L8 137V140H7V142H5V144L6 145H8L9 143H13L14 141L16 142L17 141V137H18V134L17 133H15ZM33 132V131H32ZM31 132V133H32ZM37 132V131H36ZM47 132V133H48ZM50 132V133H51ZM125 132V131H124ZM194 132V131H193ZM45 133V132H44ZM52 133H51V135H52ZM123 133V132H122ZM141 133V132H140ZM176 133V132H175ZM209 133V132H208ZM244 133V132H243ZM255 133V132H254ZM34 134H35V132H34ZM42 134V135H41ZM41 134H38V136L40 137L39 139H38V137L36 138V139H38V142H37V140H35L36 142H37V144H36V146L34 145L36 142L34 141V144H32V146L34 145L35 147L34 148H37L38 146H43V144H42V138H44V134L43 133H41ZM57 134V133H56ZM62 134V133H61ZM86 134V133H85ZM90 134V133H89ZM95 134V132H94V135H96ZM128 134V133H127ZM139 134V133H138ZM203 134H205V133H203ZM5 135H7V133L5 134ZM26 135H28V133L26 134ZM44 135V136H43ZM47 135V134H46ZM50 135V136H51ZM65 135H66V133H65ZM165 135V134H164ZM241 135V134H240ZM20 136V135H19ZM42 136V137H41ZM163 136V135H162ZM207 136V135H206ZM256 138L257 137H259V132H258V134H256L255 133V135H254ZM26 137V136H25ZM28 137V136H27ZM135 137V136H134ZM160 137V136H159ZM203 137V136H202ZM242 137V136H241ZM47 138V137H46ZM48 138H49V136H48ZM48 138H47V140H48ZM79 138H82V137H79ZM85 138V137H84ZM101 138V139H100ZM105 138H107V140H106V142H103L104 140L103 139H105ZM132 137H126V136H124V138L122 139V140H120V144L123 146V147H125V146H129L130 147V145H131V143L133 142V139H131ZM198 138V137H197ZM261 138V137H260ZM4 139H3V142H4ZM20 139V138H19ZM18 139V140H19ZM26 139V138H25ZM29 139H32V138H29ZM119 139V138H118ZM23 139H20L19 141L22 143L23 141H22ZM62 140V139H61ZM103 140V141H102ZM115 140V139H114ZM167 140V139H166ZM239 140V139H238ZM5 141H6V139H5ZM25 141V140H24ZM26 141H27V139H26ZM25 141V143H28V144H30V143H32V141L30 142V140L28 141V142H26ZM43 141H45V143H47L46 142V140H43ZM62 141H64V140H62ZM117 141V140H116ZM19 142V143H20ZM98 142V143H97ZM119 142V141H118ZM118 142L116 143V144H118ZM174 142V141H173ZM235 142V141H234ZM247 142V141H246ZM19 143H17V145L19 144ZM20 143V144H21ZM62 143V142H61ZM85 143V142H84ZM97 143V144H96ZM112 143V142H111ZM136 143V142H135ZM243 143V142H242ZM56 144V145H55ZM55 144H52V145H55L54 147L55 148H58L59 150H60V153H63V150H65L64 149V146H65V144H64V146L63 145H61V146H59L60 145V143H55ZM99 144H101V145H99ZM113 144V143H112ZM112 144H110V146L112 145ZM130 144V145H129ZM137 144V143H136ZM177 144H179V143H177ZM238 144V143H237ZM253 144V143H252ZM47 145V144H46ZM50 145V144H49ZM51 145V147L53 148V146ZM104 145V146H105ZM115 145V144H114ZM134 145V144H133ZM173 145H174V143H173ZM188 145H190L189 143H188ZM255 145V144H254ZM15 146L16 145H14L13 147H14V149H16L15 148ZM19 146V145H18ZM18 146H16V147H18ZM28 146V145H27ZM32 146H28V148H30V147H32ZM42 146H41V148H38L39 150L40 149H42ZM83 146V145H82ZM116 147H117V145H115ZM118 146H119V144H118ZM178 146V145H177ZM49 147V146H48ZM112 147H114V146H112ZM135 147V146H134ZM137 147V146H136ZM135 147V148H136ZM158 147V146H157ZM205 147V146H204ZM22 148V150H20V151H25V154H23V156H24V158L23 159H26L27 161H32V159H38V157H37V155H36V152H34L33 150L32 151H27L26 152V150H28V148L25 150H23V146L21 147ZM67 148V150H68V147H66ZM102 148V147H101ZM174 148V147H173ZM186 148V147H185ZM239 148V147H238ZM31 149H33V148H31ZM30 149V150H31ZM112 149V148H111ZM111 149H110V151H111ZM234 149V148H233ZM258 149V148H257ZM256 149V150H257ZM12 150V149H11ZM36 150V149H35ZM66 150V151H67ZM84 150V149H83ZM137 150V149H136ZM38 151V150H37ZM46 151V153H47V150H45ZM45 151H44V153H45ZM80 152L82 151V149L81 150H79ZM93 151V152H94ZM95 151V152H96ZM152 151V150H151ZM12 152V151H11ZM15 152V151H14ZM17 152H19L18 150H17ZM22 152V153H23ZM40 152V151H39ZM39 152H38V155H39ZM65 152V151H64ZM79 152V153H80ZM130 152V151H129ZM9 153V152H8ZM41 153V152H40ZM45 153V154H46ZM136 153V152H135ZM10 154V153H9ZM16 154V153H15ZM18 154V153H17ZM45 154H43V155H45ZM48 154V153H47ZM46 154V155H47ZM81 154V153H80ZM133 154V153H132ZM230 154V153H229ZM6 155H8L7 153H6V151L5 152H3V151H0V157H1V160H2V157H4V156H6ZM18 155H20V154H18ZM224 155V154H223ZM16 156V155H15ZM13 157L14 159H16V157H18V159H19V156H16V157ZM144 156V155H143ZM170 156V155H169ZM240 156V155H239ZM263 156V155H262ZM7 157V156H6ZM9 157V156H8ZM10 157H11V155H10ZM20 157H21V155H20ZM43 157V156H42ZM78 157V156H77ZM76 157V158H77ZM264 157V156H263ZM21 159V158H20ZM18 160V161H21V160ZM42 159V158H41ZM40 159V160H41ZM44 159H47V158H44ZM49 159V158H48ZM47 159V160H48ZM79 159V158H78ZM196 159V158H195ZM0 160V161H1ZM17 160V159H16ZM15 160V161H16ZM43 160V159H42ZM3 161V160H2ZM1 161V162H2ZM44 161L45 160H43L42 161V164H44ZM75 161V160H74ZM176 161V160H175ZM13 162V164L15 163L14 161H12ZM22 162H24V160H22ZM26 162V161H25ZM34 162V161H33ZM46 162V164H47V161H45ZM73 162V161H72ZM71 162V163H72ZM6 163V162H5ZM8 164H9V162H7ZM17 163V162H16ZM39 163V162H38ZM49 163V162H48ZM240 163V162H239ZM3 164V163H2ZM28 164V163H27ZM37 164V163H36ZM41 164V163H40ZM236 164H238V163H236ZM240 164H242V163H240ZM6 165V164H5ZM14 165H16V164H14ZM45 165V164H44ZM43 165V166H44ZM47 165H50V164H47ZM78 165H80V164H78ZM223 165V164H222ZM0 166H2V165H0ZM9 166H10V164H9ZM13 166V165H12ZM19 166V165H18ZM17 166V167H18ZM20 166H22L21 164H20ZM25 166V165H24ZM46 166V165H45ZM241 166V165H240ZM8 167V166H7ZM11 167V166H10ZM72 167V166H71ZM248 167V166H247ZM1 168H3V166L2 167H0V169ZM20 168V167H19ZM77 168V167H76ZM83 168V167H82ZM237 168H240L238 165H237ZM244 168V167H243ZM53 170H54V168H52ZM66 169V168H65ZM240 169H242V168H240ZM263 169V168H262ZM8 170V169H7ZM49 170V169H48ZM51 170V169H50ZM83 170V169H82ZM235 170H236V168H235ZM52 171V170H51ZM84 171V170H83ZM89 171V170H88ZM87 170H86V172H88ZM234 171V170H233ZM263 171V170H262ZM68 172V171H67ZM72 172V171H71ZM74 172V171H73ZM79 172V171H78ZM86 172L84 173V174H86ZM90 172V171H89ZM253 172H255V171H253ZM5 173V172H4ZM4 173H2V174H4ZM7 173V172H6ZM47 173V172H46ZM51 173V172H50ZM54 173V172H53ZM55 173H57V172H55ZM82 173V172H81ZM83 173H82V176H84L83 175ZM260 173V172H259ZM12 175V174H11ZM48 175V174H47ZM50 175V174H49ZM81 175V174H80ZM87 175V174H86ZM6 176V175H5ZM8 176V175H7ZM67 176V175H66ZM77 175H74V177H76ZM81 176V177H82ZM95 176V178H96V175H94ZM169 176V175H168ZM69 177V173H68V176L65 178V179H67ZM71 177V176H70ZM74 177H73V179H72V177H71V179L70 180H68L69 182H67L68 184H67V186H64L61 190H60V192H61V197H64L63 199L65 200V201H67V198H68V196L70 195V194H72V196L74 195L75 197L74 198H76V202L78 203V201H77V198H82V194H83V190L85 189V190H88V189H86L87 188V186H89L90 187V185H87L86 186V183H85V180L83 179V178H81L80 180H75L74 179ZM240 177V176H239ZM6 177H4V179H5ZM11 178H13L14 180H15V178H14V176L12 175V177ZM88 180H90V178L89 177H86ZM233 178V177H232ZM3 179V180H4ZM8 179H10V178H8L7 177V180ZM79 179V178H78ZM87 179H86V181H87ZM174 179V178H173ZM11 180V179H10ZM14 180H12V181H14ZM66 180V181H67ZM97 180H98V178H97ZM96 180V181H97ZM200 181V180H199ZM202 181V180H201ZM2 183L4 182V181H1ZM0 182V183H1ZM15 182V181H14ZM55 182H57V181H55ZM88 182V181H87ZM92 183V185H94V184H97V182H94V177L93 178H91V180L89 181V183ZM99 182H100V180H99ZM210 182V181H209ZM9 183V182H8ZM7 183V184H8ZM47 183V182H46ZM58 183V182H57ZM66 183V182H65ZM103 183V182H102ZM6 184V183H5ZM12 184L13 183H11V186H12ZM15 184H18V183H16L15 182ZM55 184V183H54ZM59 184V183H58ZM239 184H240V182H239ZM3 185V184H2ZM2 185L0 184V189H1V187H2ZM10 185V184H9ZM9 185H8V187H3L4 189H5V191L7 190H10L9 189ZM14 185V184H13ZM38 185V184H37ZM60 185V184H59ZM59 185H57L58 186V188H59ZM66 185V184H65ZM241 185V184H240ZM6 186V185H5ZM35 186V185H34ZM211 186V185H210ZM19 187V186H18ZM56 187V186H55ZM60 187H61V185H60ZM100 187V186H99ZM165 187V186H164ZM244 187V186H243ZM2 188V190H1V192L2 191H4V189ZM11 188H16L17 189V186L15 187H11ZM104 188V187H103ZM106 188V187H105ZM249 188V187H248ZM253 188V187H252ZM251 188V189H252ZM260 188V187H259ZM16 189H14L15 191H16ZM54 189V188H53ZM110 189H112V188H110ZM170 189V188H169ZM250 189V190H251ZM11 190H13V189H11ZM10 190V191H11ZM13 190V191H14ZM84 190V191H85ZM100 190H101V187H100ZM204 190V189H203ZM253 190H254V188H253ZM6 191V192H7ZM10 191H9V193H10ZM17 191H18V189H17ZM96 191V190H95ZM94 191V192H95ZM5 192V193H6ZM12 192V191H11ZM57 192V191H56ZM86 192H88V191H86ZM92 192V190H90V193ZM96 192H98V191H96ZM262 192V191H261ZM260 192V193H261ZM2 193H4V192H2ZM2 193H0V194H2ZM15 193H17V192H15ZM59 193V192H58ZM74 193V194H73ZM89 193V192H88ZM196 193V192H195ZM209 193V192H208ZM254 193H255V191H254ZM14 193H12L9 197H10V203H13V204H17L18 202H17V200H18V198H21V197H19V195H18V193L17 194H14ZM21 194V193H20ZM92 194H93V192H92ZM201 194V193H200ZM216 194V193H215ZM230 194H231V192H230ZM3 195V194H2ZM7 195V194H6ZM6 195H5V197H6ZM58 195V194H57ZM169 195V194H168ZM250 195V194H249ZM260 195V194H259ZM8 196V195H7ZM21 196V195H20ZM197 196V195H196ZM211 196V195H210ZM260 196H262V195H260ZM0 197H1V195H0ZM4 197V198H5ZM59 197V196H58ZM60 197V198H61ZM67 197V198H66ZM70 197V196H69ZM159 196L158 195H155V198L154 199H156V198H158ZM192 197H194V196H192ZM200 197V196H199ZM234 197V196H233ZM3 196H2V200H1V202H3V204H4V201H3ZM56 198H57V196H56ZM88 198V197H87ZM161 198V197H160ZM172 198V197H171ZM218 198V197H217ZM263 198V197H262ZM1 199V198H0ZM68 199H70V198H68ZM71 199H73V198H71ZM243 199V198H242ZM7 200H8V198H7ZM33 200V199H32ZM74 200V199H73ZM146 200V199H145ZM20 201H21V199H20ZM39 201V200H38ZM68 201H70V200H68ZM80 201H81V199H80ZM96 201V200H95ZM156 201H158V199L156 200ZM232 201H233V199H232ZM70 202H72V201H70ZM186 202V201H185ZM230 202V201H229ZM228 202V203H229ZM7 203H9V201L7 202ZM9 203V204H10ZM64 203H66V202H64ZM149 203V207H151V208H154L153 206L155 205H153V203H155L153 200L152 201H150V202H148ZM8 204V205H9ZM20 204H21V202H20ZM59 204H61V203H59ZM63 204V203H62ZM163 204V203H162ZM264 204V203H263ZM7 205V204H6ZM6 205H4V207L6 206ZM12 205V204H11ZM10 205V206H11ZM37 205V204H36ZM67 205H70L69 203H67ZM73 204H71V206H72ZM87 205V204H86ZM164 205V204H163ZM170 205V204H169ZM251 205V204H250ZM0 206H1V203H0ZM41 206H42V204H41ZM60 206H63L64 207V205H60ZM66 206V205H65ZM74 206V205H73ZM2 207V206H1ZM0 207V208H1ZM15 207V206H14ZM35 207V206H34ZM229 207V206H228ZM13 208V207H12ZM39 208V207H38ZM41 208V207H40ZM65 208V207H64ZM151 208H148L147 207V209H151ZM3 209V208H2ZM32 209H33V205H32ZM45 209V208H44ZM58 209H60V208H58ZM57 209V210H58ZM145 209V208H144ZM164 209V208H163ZM186 209V208H185ZM153 210V209H152ZM196 210H198V209H196ZM195 210V211H196ZM254 210V209H253ZM20 211V210H19ZM36 210H34L33 212H35ZM41 211H43V207H42V210H40L39 211V213L41 212ZM113 211V210H112ZM148 212H149V210H147ZM146 211V212H147ZM195 211H193V212H195ZM251 211H252V208H251ZM6 212V211H5ZM51 212V211H50ZM56 212V211H55ZM50 213V215H48V217H50V218H55V221L56 220H58V222H60V224H58V226L60 225L61 226V224H62V222H63V224H65V226H66V223L64 222V220H63V216H62V218L61 217H59L58 218V216H57V218L55 217V214L56 213ZM60 212V211H59ZM9 213V212H8ZM7 212L5 213V214H8ZM17 213H18V211H17ZM17 213H16V218L18 217V219L19 218H21V216L19 217V216H17ZM39 213H38V216H39ZM67 213V215L69 214L68 212H66ZM71 213L72 212H70V216H71ZM30 214V213H29ZM61 214V213H60ZM62 214H65V213H62ZM85 212H83L82 213V215L80 216V217H75V218H77V219H74L73 220V222H72V220H71V222H69V223H71L70 225L72 226V233H73V231L74 230H76L77 232H79L80 233V231L79 230H81V235H82V241H81V244H79L80 243V240H79V242H78V246L79 245H83L84 243H89L91 240H90V238L88 237V236H86V233L84 232V231H86V230H84L83 229V226H82V223L83 222H85L83 219H85ZM22 215V214H21ZM33 215V214H32ZM92 215V214H91ZM23 216V215H22ZM34 216H36L35 214H34ZM61 216V215H60ZM88 216V215H87ZM93 216V215H92ZM198 216V215H197ZM3 217V216H2ZM31 217V216H30ZM37 217V216H36ZM39 217H41V214H40V216ZM46 217V216H45ZM115 217V216H114ZM208 217V216H207ZM263 217V216H262ZM16 218H14V219H16ZM27 218V217H26ZM26 218H24V220H26ZM176 218V217H175ZM186 218V217H185ZM184 218V219H185ZM188 218V217H187ZM194 218V217H193ZM192 218V219H193ZM196 218V217H195ZM0 219H1V217H0ZM45 219V218H44ZM43 218L41 219V220H44ZM47 219V218H46ZM70 219V218H69ZM72 219H73V217H72ZM101 219H105L106 221L105 222H110L111 221V216L109 215V216H101ZM204 219V218H203ZM21 220V219H20ZM23 220V219H22ZM29 220V219H28ZM31 220V219H30ZM29 220V221H30ZM39 220V219H38ZM166 220H168V219H166ZM194 220V219H193ZM199 220V219H198ZM261 220H264V217L263 218H261ZM15 221H18V220H15ZM36 221V219L35 218H33V220H32V223L33 222H35ZM233 221V220H232ZM31 222V221H30ZM38 222H40V220L38 221ZM38 222H36V223H38ZM35 223V224H36ZM172 223V222H171ZM181 223V222H180ZM18 225H21V221L20 222H18L17 223ZM22 224H23V221H22ZM29 224V223H28ZM68 224V223H67ZM84 224V223H83ZM86 224V223H85ZM117 224V223H116ZM127 224V223H126ZM244 224V223H243ZM69 225V226H70ZM114 225V224H113ZM119 225V224H118ZM22 226V225H21ZM24 226H25V224H24ZM60 226H59V228H60ZM68 226V225H67ZM116 226V225H115ZM127 226V225H126ZM198 226V225H197ZM200 226V225H199ZM229 226L231 227V225L229 224ZM234 226H235V224H234ZM237 226V225H236ZM44 227V226H43ZM57 227V226H56ZM125 227V226H124ZM225 227V226H224ZM226 227H228V225L226 226ZM247 227V226H246ZM28 227H26V230H28L27 229ZM58 228V229H59ZM64 228H66V227H64ZM91 228V227H90ZM198 229H197V232L198 233H201L203 230H201L200 229V227H197ZM229 228V227H228ZM57 229V231L59 232L60 230H58ZM61 229V232H62V228H60ZM66 229H68V228H66ZM70 229V228H69ZM86 229H88V228H86ZM102 229V228H101ZM115 229V228H114ZM118 229V228H117ZM262 229H264V228H262ZM227 230V229H226ZM231 230V229H230ZM9 231V230H8ZM66 231H68V230H66ZM194 231V230H193ZM242 231V230H241ZM263 231V230H262ZM11 232V231H10ZM9 232V233H10ZM25 232V231H24ZM23 232V233H24ZM27 232V231H26ZM25 232V233H26ZM32 231H30V233H31ZM60 232V233H61ZM69 232V231H68ZM197 232L195 233V234H197ZM264 232V231H263ZM23 233H22V237H23ZM29 233V232H28ZM34 233V232H33ZM67 233V232H66ZM72 233H70V234H72ZM116 233V232H115ZM120 233V232H119ZM165 233V232H164ZM262 233V232H261ZM35 234V233H34ZM53 234V233H52ZM88 234V233H87ZM123 234V233H122ZM175 234V233H174ZM10 235V234H9ZM33 235V234H32ZM58 235V234H57ZM56 235V236H57ZM74 235H75V233H74ZM139 235V234H138ZM201 235V234H200ZM29 236V235H28ZM34 236V235H33ZM33 236H31L32 237V239H30L31 237L29 236V239L31 240V242H32V240H33V238L34 239H36V241H37V243H31V245H36L37 247L38 246H40L41 248H47V246L48 245H51L52 244V246H53V244H56V246L57 247H60L61 248V250L63 251V249L64 248H66V247H68V246H65L64 247V245H63V243H61V241H58L57 239H54V240H52V239H50V238H47L46 236H40V235H38V234H35V236L33 237ZM55 236V237H56ZM108 236V235H107ZM116 236V235H115ZM123 236V235H122ZM19 237H21V235L19 236ZM48 237H50V236H48ZM61 237V236H60ZM66 237H67V234H66ZM71 237V236H70ZM169 237V236H168ZM17 238H18V236H17ZM16 238V239H17ZM72 238H74L73 236L71 237V241H69L68 242V240L66 241L67 242V244H69L70 242H72ZM76 238V237H75ZM79 238V237H78ZM78 238H77V241H78ZM115 238V237H114ZM69 240H70V238H68ZM80 239V238H79ZM106 239V238H105ZM199 239V238H198ZM22 240V238L19 240V241H21ZM76 240V239H75ZM229 240V239H228ZM18 241V239L16 240V242ZM218 241V240H217ZM22 242V241H21ZM35 242V241H34ZM94 242V241H93ZM182 242V241H181ZM21 244L20 242H17L16 244ZM23 243V242H22ZM75 243V242H74ZM96 243H99V241L98 242H94L93 244H96ZM126 243V242H125ZM212 243V242H211ZM9 244V243H8ZM13 244H14V240H13ZM12 244V245H13ZM66 244V243H65ZM66 244V245H67ZM92 244V245H93ZM100 244H102V243H100ZM171 244V243H170ZM203 244V243H202ZM217 244V243H216ZM25 245H26V243H25ZM31 245H27L28 247L27 248H30V247H32ZM74 245V244H73ZM118 245H120V244H118ZM77 246V244H76V246H74V248H73V250L71 249V250H69V247L68 248H66L65 250H67L66 252H67V255L68 256H70L71 257V254L74 252V250L76 249V248H79ZM35 247V246H34ZM104 246H99V244L97 245H94L93 246V252H94V254L96 255V254H101L100 252H101V250H102V248H103ZM117 247V246H116ZM191 247L193 248V250H200V245L199 244H196V245H191L190 246V249H191ZM22 248H23V246H22ZM26 248V247H25ZM25 248H24V252H25ZM53 248L54 247H51V249L53 250ZM149 248V247H148ZM207 248V247H206ZM224 248V247H223ZM1 249V248H0ZM31 250H33V248H30ZM35 249V248H34ZM37 249V248H36ZM119 249V248H118ZM129 249V248H128ZM147 249V248H146ZM188 250V252L189 251H191V250ZM209 248H207L206 250H208ZM20 250H22L21 248H19L18 247V245L16 246V245H14V246H11L10 244L9 245H7L6 244V246H4L1 250H0V260H5L6 261V259H8V260H12V259H16L15 260V262L17 261L18 262V260H22V259H18L17 260V255H19V253H20ZM27 250V249H26ZM123 250V249H122ZM29 252H30V250H28ZM46 250L44 249V250H39V253L41 252H45ZM49 251H51V250H49ZM78 251V250H77ZM129 251V250H128ZM259 251H262L261 249L259 250L258 249V252L256 253V250H248L247 252H245L243 255L241 254V257L239 258V259H237L234 263H232V264H249V262L250 261H254V260H257L258 258H257V256L259 255V253H262V252H259ZM33 252H35V251H33ZM204 252V251H203ZM207 252V254H205V252H204V254L205 255H207L206 256V259H207V261H208V259L210 258V257H212L213 256V254L215 253V249L214 248H210L208 251H206ZM218 252V251H217ZM216 252V253H217ZM27 253V252H26ZM58 253V252H57ZM187 253V252H186ZM190 253V252H189ZM22 254V253H21ZM25 254V253H24ZM44 254V253H43ZM142 254H144V253H142ZM203 254V253H202ZM39 255H41V254H39ZM50 255V254H49ZM62 255V254H61ZM238 256H239V253L237 254ZM236 255V256H237ZM22 256H23V254H22ZM21 255L19 256V258L20 257H22ZM31 256V255H30ZM54 256V255H53ZM56 256V255H55ZM58 256V255H57ZM64 256V255H63ZM92 256H94V255H92ZM202 256V255H201ZM220 256H221V254H220ZM220 256H219V259H220ZM61 257V258H60ZM204 256H202V258H203ZM214 257H216V256H214ZM56 258V257H55ZM58 258L60 259V260H62V256H58ZM90 258V257H89ZM201 258V257H200ZM199 258V259H200ZM201 258V259H202ZM256 258V259H255ZM261 257H259V259H260ZM196 259V258H195ZM198 259V258H197ZM211 259V258H210ZM235 259V258H234ZM23 260H24V258H23ZM53 260H54V258H53ZM92 260V259H91ZM203 260V259H202ZM212 260H214L213 258H212ZM93 261V260H92ZM2 262L3 261H0V263L2 264ZM21 262H23V261H21ZM21 262H19V263H15V264H22ZM107 262V261H106ZM255 262H258V261H255ZM254 262V263H255ZM7 263V262H6ZM9 263V262H8ZM10 263H12V262H10ZM71 263V262H70ZM146 262H144L141 258H140V261H139V263L138 264H145ZM205 263V262H204ZM208 263V262H207ZM116 264V263H115ZM119 264V263H118ZM121 264V263H120ZM194 264H203V262L201 261V263L199 262V263H194ZM212 264V263H211Z\"/></svg>",
    "mask_w": 264,
    "mask_h": 264
}]
</instances>
